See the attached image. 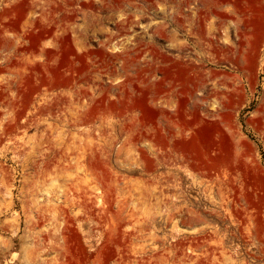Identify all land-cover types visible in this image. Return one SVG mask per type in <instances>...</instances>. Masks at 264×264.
Wrapping results in <instances>:
<instances>
[{"label":"rangeland","instance_id":"rangeland-1","mask_svg":"<svg viewBox=\"0 0 264 264\" xmlns=\"http://www.w3.org/2000/svg\"><path fill=\"white\" fill-rule=\"evenodd\" d=\"M0 264H264V0H0Z\"/></svg>","mask_w":264,"mask_h":264}]
</instances>
